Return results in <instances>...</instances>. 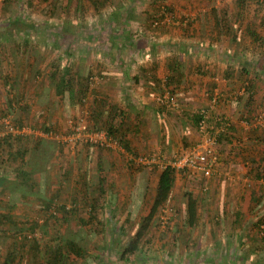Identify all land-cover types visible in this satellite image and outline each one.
Masks as SVG:
<instances>
[{
	"label": "rangeland",
	"instance_id": "374dc122",
	"mask_svg": "<svg viewBox=\"0 0 264 264\" xmlns=\"http://www.w3.org/2000/svg\"><path fill=\"white\" fill-rule=\"evenodd\" d=\"M154 1L110 0V4H106L100 11H96L86 0H0V115L6 112L11 115L14 121L22 120L26 133L31 135L26 139L31 142V146H34V144L39 145L43 141L42 146L39 145L41 154L37 151L31 153L37 156L36 160L45 164L42 167L48 168L40 173V176H33V181H35L37 188L41 190V193L43 192L44 196L56 197V204L62 203L72 206V199L75 198L82 205L84 202L82 197L84 196L88 197V200L100 197L104 201L102 207L98 208L96 213L98 219L102 223L104 222L102 225L94 221L88 224L87 227H80L76 214H71L73 217L69 218L68 221H62L63 215L59 211L56 214L59 224L54 227H51V225L42 227L46 215H37L30 210L32 207H34V210H39L37 203L40 196L32 194L35 188L31 191L26 187L25 191L31 193L29 195L31 202L25 205L17 202L19 207H13V209L8 210V213L11 214L16 223L37 217L40 226H38L39 230L34 232L36 233V240L20 242L21 240L16 238L22 236L23 232H16L14 225H8L5 228L10 235L4 246H2V251H0L1 258L5 256V251L9 249L7 247L8 243L18 244L20 242L25 247L22 250L23 257L17 262L18 264L44 263L50 247L57 243L59 236L68 234L74 238L82 237L79 241L86 248L87 255L83 259H69L67 264H206L205 261L200 262V260L210 258L214 260L212 264H219V258L223 255L225 262H229L228 264H245L241 262V255L239 256L241 252L234 249L228 248V250L216 251L195 249L190 242L191 229L184 228V201L188 191L198 200V213L201 216V223H205L203 225L206 228L207 224L217 225L219 228L232 226L230 220H233L232 215L237 209L238 212L247 210V214L251 215L258 209L263 208V200L258 205V203H255V197H232L225 192L226 190L228 192L232 190L231 192H233L238 188L236 192L241 193V175L236 180L233 178L227 180L226 176V167L230 165L231 160L229 157L232 158L241 154L239 150L241 142L239 140H232L233 144L227 143V140L222 142L217 140L216 151L221 154V157L224 156V158L218 159L223 168L220 176L217 172L212 177H205L206 179H204L203 176L197 173H186L184 175L177 173L167 202L151 224L150 244L141 247L140 250L127 255L123 259L121 258L123 244L133 237L140 226L142 217L145 216L151 204L150 202H152L158 172L165 165L170 164L175 157L192 149L193 146L183 151L181 147L185 148V146L180 145L177 139L162 141L164 146L160 145L161 152L138 154L137 157L142 156L148 159V162L142 163L137 157L127 158L122 152L124 150L118 145L107 149L83 142L80 143V141L69 143L64 139L69 135V119L74 122L79 116L85 118V111H89L90 100L87 98L83 104L76 103L72 105L67 95L60 98L50 84L49 74L51 69L54 67L62 69L66 66L82 74L87 73L89 69L97 71L101 67L104 69L102 83L106 81L107 75L111 76V74H108L109 72L115 73L112 75L114 81L122 80L121 70L123 66H120L122 64L124 67L126 65L136 66L135 62L141 60V52L143 55L144 51H149L147 48L149 43L159 46V51L162 53L157 58L162 61L164 52L175 48L167 45L165 39L168 34L173 36L171 38L177 40L182 38L177 36L180 33L183 34L185 32L184 28H187L189 36L195 37L197 35L200 39L201 37L206 39L204 35L208 31L205 22L208 18L201 17L197 25H195V22L192 26L188 23V21L191 22L194 19L195 14L193 11L197 5L205 7V4H218L220 6L221 4L228 5L231 2H236V0ZM78 3H82L84 8L81 15L77 14L76 6ZM255 3L254 0H246L241 18L236 21L232 16L234 13L228 14L226 20L235 22L233 26L229 27H231L236 39L232 37L230 32L229 34L223 32L226 36H220L219 38L216 35L213 36L214 38L217 37L215 44L218 51L227 55L224 57V61L226 60V63L229 62L230 64L226 67L230 68L235 75L233 80L228 81L231 84L241 82L236 76L240 74L242 65L247 67L245 63L250 64V67L257 65L258 68L262 67L264 69V46L259 47V45H256V48L250 42L251 49L248 48V50L244 47L248 45L244 41V37H248L245 33L247 22L244 18L247 20L251 15L252 19L261 21L264 15V7L256 13ZM112 8L117 10L115 11ZM162 9L166 11L163 13L165 14V20L156 22V15ZM256 21L255 23H257ZM194 27L195 30H193ZM257 32L258 35H264L262 24L257 27ZM211 33L214 34L213 31ZM113 39L116 41L117 46L111 49ZM187 39H191V37ZM188 43L186 49L197 51L201 57L209 52L205 49L207 48V42L202 45L198 44V46L194 44L195 42ZM251 50L259 51L255 53ZM3 56L5 60L2 59ZM189 64L193 66L195 61L190 58ZM189 64L186 65L187 68ZM11 73L18 75L14 95H18L19 98L17 104H13L14 109L9 104V97H12V93L3 83V75ZM132 73L134 71L128 69V74ZM246 79H248V76ZM257 83L259 86L261 85L259 95L256 97L260 101L257 109L260 112H257L263 116L264 72L258 76ZM95 84L96 82H92V89L97 86ZM162 88L164 90L161 92L168 90L165 87ZM103 89L107 88L103 87ZM91 90L87 93V97H92L93 91ZM123 92L118 93L120 97ZM174 92L177 95L179 108L175 110L162 106V111L166 113L165 125L169 121L173 124L188 123L192 125L191 127H194L192 120L199 108H195L191 104V100L185 99L187 95L184 90L177 89ZM234 101H236V96ZM23 105H26L24 109H22ZM216 106L209 110V115ZM218 117L223 118L226 116L218 114V116L212 118L210 115V118L214 120H211L210 125H214L212 122H215ZM247 118L248 116H241L237 119V124L241 121L244 123L242 119ZM251 122L246 125L250 126ZM216 124L218 125V123ZM261 124L255 122L254 125L256 126L252 127L256 129H249L254 134L253 140L256 141V143H252L253 145L260 142L256 138L264 133V123ZM3 125L5 127V124ZM44 125L50 127L51 132L45 133L42 129ZM186 126L189 127V125ZM186 126H184L183 131H185ZM238 127L240 128L239 124ZM257 128H261L262 131L256 132ZM0 129H3L2 125H0ZM58 143L63 145H61V150L58 148ZM258 146L264 147V144ZM229 147H232L231 150H229ZM110 154H114L116 158L125 162V165L123 164L120 169L121 171H117L118 174H123L121 177L123 179L118 183V194L116 193L115 197H112L109 192L103 194L102 189L105 188V185H101L104 182L101 184L95 183L96 185L91 182V179L99 171L100 163L102 164V161L109 159L106 155ZM5 155V153H2V156ZM127 155L129 156L128 153ZM34 157L30 156L31 159H34ZM228 161L229 163L226 165L225 163ZM233 162L241 165V155L239 159L234 158ZM128 163H130V166L126 168ZM11 171L9 168V173ZM239 173H241V170ZM127 177L134 178L131 185V189L132 187L134 189L131 194L132 197H127V190L130 189ZM13 178L14 175L9 174L5 182L8 185L17 183L14 180L12 181ZM83 178L87 179L84 180V185L82 184ZM19 195L18 192L0 193V212L8 209L5 207L4 201L12 199L17 201ZM216 215L220 216L217 220L215 219ZM244 220H246V226H253L251 222L253 219L248 221L249 218L244 219L242 217L241 227L244 225ZM23 225L26 226L24 223ZM239 229L241 232V228ZM119 230L120 232L116 233ZM11 233H15V237ZM192 233H194L193 230ZM235 238L234 236L233 240ZM34 244L40 250L37 258H34L31 254ZM200 244L201 247L205 246L204 243ZM261 264H264V258H262Z\"/></svg>",
	"mask_w": 264,
	"mask_h": 264
},
{
	"label": "crops",
	"instance_id": "0c3cea01",
	"mask_svg": "<svg viewBox=\"0 0 264 264\" xmlns=\"http://www.w3.org/2000/svg\"><path fill=\"white\" fill-rule=\"evenodd\" d=\"M232 3L233 2L229 3L228 5L221 4L220 6L218 4H205V7L203 5H195L196 7L194 6V19L191 22L188 21V23H190L192 26L195 22V25H197V22L201 17L205 16V18H208L205 22L208 33H206L205 35L203 34L204 36H206V39H204L205 37H201L200 39V37L197 35L195 37H192V35L189 36V34H187V28H184L185 32L183 34L180 33L177 36L182 37L177 40L171 38L173 36L168 34V37H166L165 41H167V45L175 48L173 50L171 49V51L166 50V52H164L162 61L157 58V56L162 53L159 51V46L154 45L153 43H149L147 45L149 51L146 52L142 50L144 51V54L142 55L141 52V60L135 62L136 66L126 65L124 67L123 64L120 66H123V69L121 70L123 74L122 80L114 81L112 75L115 73L112 74L111 72H109L108 74H111V76L107 75L105 82L99 84L97 82L96 83L99 85V87L97 88L102 90V93L106 96L107 102L109 104L116 105L124 110V113L126 115L125 121L127 122H125L124 125V139L128 142L129 146L135 153H159L161 152L160 145L164 146L162 144V141H170L172 139H177L180 145L185 146V148L181 147V149L185 151L187 149H190L191 146H196V144L200 141L199 132L197 131L195 126L191 127L192 125L188 123L173 124L167 121V125H165L166 113L162 111L163 107H161V105H159L156 100V94L158 93L157 90L164 85L166 76L169 74L167 65L173 56L178 55L182 60L183 66H181V70L184 74V78L181 81L180 85L176 87V90H184L185 94L187 95L185 99L191 100V104L195 108L207 105L212 97L214 95H217L218 103L212 111V118L218 116V114L226 116V118L230 122V127L229 130H225L223 132H227V136H230L231 140H239L241 142V148L239 147L241 154L236 157H229L231 160L227 158L228 160H230V165L226 167L227 180H231V178L236 180L241 175V193L239 191L236 192L238 188H236V190L233 192H231L232 190L230 192L226 190L225 192L227 193V195L229 194L232 197H264V147L258 146H261V144L263 145L264 141H260L258 144H252L256 143V141L253 140L254 134L249 131V129H256L252 127L256 126L253 123H251L250 126H247L246 123L244 124L241 121V123L238 122L240 128L238 127L237 119H239L241 116L250 117L252 116L250 115L252 113L248 111L246 112V110L241 105L237 104L236 101H234L235 96L236 98L238 96H243L241 94H238L240 89L242 88V86H240V84L242 85V83L231 84L230 82H228L231 80L225 79L224 72L228 70L226 65H229L230 63H226V60L224 61V57H226L227 55H225V53L223 52L220 53L215 44L217 37L219 38L220 36H226V33L223 31L225 20H223V18L221 17L223 11L227 12V16L225 18H227L228 14L230 13H234L233 15H236L238 12L239 8L237 2L233 4ZM214 13H216V17ZM251 19V15H249L247 20L246 18H244L245 22L247 23L256 21L254 18L252 19L253 21ZM258 21L259 19L256 21V24L260 22ZM234 23L230 20H226V25L233 26ZM258 26H260V24H258L257 27ZM195 29L196 28L194 27L193 30ZM211 31H213L214 34H212ZM223 32L225 34H223ZM215 35L217 37L214 38L213 36ZM189 37H191V39H187ZM244 38V41L248 43V45H245L244 47L247 49H251V45H249L251 42L250 39L247 40L248 37ZM188 42H195L194 44H196V46H198V44L202 45L207 42V48L205 49H207L209 52H207L205 56L201 57L200 55H198L199 53H197V51L194 52L186 49L189 44ZM251 44H253L252 46L254 47L256 46L254 42H251ZM251 51L256 53V51L258 52L259 50ZM190 58L195 61V64L193 66L192 64H189ZM2 59L5 60L4 56L2 57ZM187 64H189L188 68L186 67ZM245 64L249 65L248 63ZM261 68L262 67L258 68L257 65L254 69L253 67H250L249 69L251 70H249L248 78L251 79L253 75L256 76L255 71L263 73L264 71L262 70L264 69ZM128 69L133 70L134 73L129 75ZM99 70H102L103 72L104 69L99 67ZM110 78L112 79V81ZM103 87H106L107 89H103ZM260 87L261 85L259 86L258 83H256L255 87L253 88L255 98L257 97V95H259ZM120 91H124L121 97L118 94L120 93ZM259 102V99H257L256 103L259 104ZM212 118H210V122L211 120L214 121ZM186 125H189V127L187 128ZM184 126H186L185 131H183ZM259 131H262L261 128H257L256 132ZM260 136L264 138V133L260 134ZM122 152L127 158L132 159V156L128 151L124 150ZM127 153L129 154V156L127 155ZM240 155L242 161L241 165L233 162V159H239ZM106 156L109 159H106L105 161L101 160L103 165L100 163V166L98 167L99 171L97 170L98 173L94 176L93 179H91V182L94 184H98L100 183V180H105L103 181L104 184L101 185H105V188L103 187V190L105 189V193L109 192L112 197H115V194H118V183L123 179L121 178L123 174L120 175L117 173V171H121L120 169L123 164L125 165V162H122L119 158H116L114 154ZM217 156L218 159L224 158V156L222 155L221 157V154L219 153H217ZM227 163H229V161L225 164L228 165ZM221 165L222 164H219L218 162L215 167V174L218 172L219 176L223 171ZM127 166H130V163L126 165V168ZM257 166L258 176L254 174V170H256ZM47 168L42 171H36L34 173V176L44 172L45 170H47ZM240 170L241 173H239ZM160 171L158 172V175ZM5 176L6 175L0 173V177H2L4 181ZM127 178V182H129L130 186V189L127 190V197H132L131 194L133 193L134 189L133 187L131 189V185L134 182V178ZM204 179L206 178L204 177ZM84 180L87 179L83 178V185ZM246 211L247 210L241 211V214H243L242 217L244 219L249 218L248 221L253 219L251 220V222L255 226L260 225L259 222L261 221L264 222V206L251 215L247 214ZM236 212H238V209ZM236 212L233 213V218L236 216ZM219 217V215H216L215 219L217 220ZM198 218L199 220H197V225L190 228V242L194 245L195 249H234L241 252L240 259L242 263L261 264L262 258H264V238H262L256 227H250L249 225L246 226V220H244V225L242 227L240 225H238L237 227L232 225L230 227L219 228L217 227V225L215 226L207 224L206 228L203 225L205 223H201L202 220L199 213ZM230 223H232L231 220ZM239 228H241V232L239 231ZM192 230L194 231V233H192ZM231 233L233 235H231ZM234 236L236 237L235 240H233ZM200 243H204L205 246L201 247ZM219 259V264L229 263L228 261L225 262L224 255ZM202 261H205L206 264H212L214 260L210 258L200 260V262Z\"/></svg>",
	"mask_w": 264,
	"mask_h": 264
},
{
	"label": "trees",
	"instance_id": "16d2710c",
	"mask_svg": "<svg viewBox=\"0 0 264 264\" xmlns=\"http://www.w3.org/2000/svg\"><path fill=\"white\" fill-rule=\"evenodd\" d=\"M89 2V4L92 6V8L96 11H100L101 8H103L106 4H110V0H86ZM256 1V13L259 9L264 7V1L262 0H254ZM156 2V0L154 1ZM238 4V12L236 15H232L234 20L241 18V12L243 10V6L245 5L246 0H236ZM113 10L115 8H112ZM77 14L81 15L84 11L82 3H78L76 6ZM117 9H115L116 11ZM164 9L159 10V13L156 15V22H161L165 20V14ZM166 12V11H165ZM150 14V13H149ZM152 16V14H150ZM215 17L217 16L216 13H214ZM226 12L223 11L222 18L225 20V26L223 25V31L226 34L231 33L232 37L236 39V36L234 35L233 31L231 30V27L229 25H226ZM153 17V16H152ZM222 20V19H221ZM262 26H264V15L261 18L260 23ZM245 33L247 34L248 38L251 42H254L256 45L264 46V35H258L257 32V25L255 21L251 23L246 24ZM116 41L114 39L111 41V49H114L116 47ZM133 47V46H132ZM169 74L166 76V81L162 87H165V89H168L171 92H174L176 90V87L180 85L181 81L184 78V74L181 70L182 60L179 58L178 55L173 56L170 60V62L167 65ZM252 67V66H251ZM250 64L247 65V67L242 66L240 70V74L236 77L241 81L242 87L245 88V92L242 94L243 96H238L236 98V103L241 105L246 112H250L252 116L248 117L245 120L246 123H254V120L261 116L262 114L257 112L259 108V104L256 103V98L254 94V87L257 83L258 76L260 73L258 71H255V75L253 79H246L249 73ZM255 67H253L254 69ZM263 69V68H261ZM263 71V70H262ZM261 72V70H260ZM18 76V75H17ZM17 76L13 73L3 75V83L8 88V90L12 93V97L10 99V105L12 109L13 104H17V99L19 98L18 95H14L15 86L17 85ZM225 79L233 80L235 77L234 73L231 71L230 68L224 72ZM50 84L55 89V93L58 94L60 98L67 95L68 99L71 101L72 105H75L76 103L83 104L87 98L90 100L89 104V111H85V121L89 125L90 128H92L95 131H105L107 136L111 137L113 140L117 142V145L123 148V150L128 151L132 158H136L138 156L137 153H135L132 148L129 146L128 142L124 139V123H125V113L124 110H122L120 107L116 105H111L107 102L106 96L102 93V90L98 89L99 83H102L101 80L104 78V74L102 73V70L99 69L97 71H93L92 69H89L87 73H79L77 70H74L72 68H68L64 66L62 69H57L54 67L51 69L50 74ZM92 82H97L95 85V89H92ZM158 89L157 91L160 93L163 88ZM92 89V90H91ZM93 91L91 94V98L87 97V93L89 91ZM257 105V106H256ZM26 105L22 106V109H24ZM162 107V106H161ZM210 112V111H209ZM258 114H257V113ZM264 113V112H262ZM212 115V112L211 114ZM7 118L9 123L5 124L3 122V119ZM11 118V119H10ZM201 116L196 113L193 118V123L197 129V124L200 120ZM0 125H2L3 129H0V173L6 175L5 180L8 177L9 174H13L14 183L12 185H8L2 177H0V193L7 194L18 192L20 195L18 196V200L15 201L14 199L4 201L6 204L7 211L0 212V251H2V246H4L5 241L8 239L10 233L7 232L6 228L8 225H14L16 232H20L23 234L22 236H18L16 239L21 240L20 242L24 243L25 240H36V236L34 233L38 229V219L37 217L35 219H31L24 222L16 223L13 219L10 213H8V210L13 209V207H19V203L25 205L29 204L31 202V198L29 195L31 194L30 191H25L26 187H28V190H33L35 188V191L33 190L32 194L38 197V208L39 210H34V207H32L30 210L33 211L37 215H46L44 216V223L42 227L49 226L51 227L56 226L58 223L57 219V212L61 211L63 217L61 218L62 221H68L69 218L73 217L71 214H76L77 222L79 226L87 227L88 224L93 223L94 221H97L100 225L104 224L102 223L96 213L98 211V208L102 207L103 200L102 198H90L88 200V197H82L84 200L83 204H79V201L77 199H72V206H67L65 204H56V197H47L44 196L43 192L41 193V190L37 188V185L35 181H33V176L36 171H42L46 167H42L45 164L40 163V161L36 160L37 158L34 153L31 152L37 151V153H40V147L42 146V142L39 144H34V146H31V142L27 141V137L31 136L28 135V133H20L19 131L22 127H25L24 124H22L21 121H14L10 114L3 112L2 115H0ZM210 122V120H209ZM5 124V127L4 125ZM264 126V125H263ZM230 125L226 128V130H229ZM6 128V129H5ZM43 131L45 133L51 132L50 127H47V125H44L42 127ZM69 132V131H68ZM227 132L220 133L217 140L219 142H222L223 140H227V143H232V140L230 139V136H227ZM257 140L264 141V138L257 137ZM87 144V143H85ZM61 145L58 143V148L61 150ZM63 146V145H62ZM233 146V145H231ZM39 147V148H38ZM100 148H108V146H101ZM232 147H229V150H231ZM2 153H5V156H2ZM32 154V155H30ZM41 154V153H40ZM30 156H35L34 159H31ZM264 160V159H263ZM9 168L12 170L9 173ZM176 171L169 165H165L157 178L154 195L152 198V202L148 208V210L145 213V216L142 217L140 226L138 227L137 231L131 237V239L123 244L122 252H121V258H126L129 254H134L138 250H140L141 247H145L147 244H150V238H151V232L150 227L154 220V218L157 216L160 209L164 206V204L167 202L169 195L172 191V187L175 181L176 177ZM254 174L258 176V166L256 170H254ZM204 177V176H203ZM101 179V178H100ZM8 182V181H7ZM103 183V180L99 181ZM102 189V188H101ZM103 194L105 193L102 189ZM102 194V195H103ZM42 196V197H41ZM264 197H255V203H258V205L261 204ZM19 202V203H17ZM33 205V203H32ZM257 205V206H258ZM31 206V205H30ZM35 206V205H34ZM198 207L199 203L198 200L193 197L191 192H187L185 196L184 201V228H192L197 225L198 220ZM253 212V211H252ZM87 214V215H86ZM243 214L241 212H236V216L232 220L233 226L241 225V219ZM258 222V220H257ZM23 223L26 225L24 226ZM16 224V225H15ZM23 226H19V225ZM260 225L255 226L252 224V227H256L257 231L261 234L262 238H264V222H259ZM19 226V228H17ZM24 228V229H23ZM27 229V230H26ZM120 232L119 231H116ZM151 233V234H150ZM13 237H15V233H11ZM149 234V235H148ZM231 235H233L231 233ZM82 237L74 238L72 236H69L68 234H62L59 236L57 243L50 247L49 253H47V259L46 262H40L39 264H67L69 259H83L87 255L86 248L81 244ZM15 244L13 242L8 243L7 249L5 251V256L1 258L0 256V264H18L17 262L23 257L22 253L24 250L23 245ZM10 244V245H9ZM23 246V247H22ZM33 250L31 251V254L34 258H37L38 253L40 250L38 249V246L34 244V247H32ZM216 251V249H215ZM241 254H239L240 256ZM73 257V258H71ZM233 263V262H232ZM38 264V263H36Z\"/></svg>",
	"mask_w": 264,
	"mask_h": 264
},
{
	"label": "built area",
	"instance_id": "2783aa9c",
	"mask_svg": "<svg viewBox=\"0 0 264 264\" xmlns=\"http://www.w3.org/2000/svg\"><path fill=\"white\" fill-rule=\"evenodd\" d=\"M245 88L242 87L238 94H243ZM156 100L161 106H166L170 109L178 110L177 95L174 92L165 90L156 95ZM218 96L214 95L207 105L199 107L197 113L201 116L197 130L200 135V141L190 150L175 157L169 164L176 173H197L204 177H212L216 172V165L218 163V156L216 151L217 138L220 133L226 130L230 125V122L226 117H218L214 122V125H210L209 110L216 105ZM5 124L9 121L7 118L3 119ZM264 123V115L259 116L254 120V123ZM218 123V125L216 124ZM244 123H246L244 121ZM247 124V123H246ZM216 125V126H215ZM20 133H26L25 127H22ZM69 135L64 137L65 140L70 142L80 141L93 146L112 147L117 145V142L111 137L107 136L105 131H95L89 127L84 117L79 116L74 122L69 119ZM139 161L148 162L145 157L139 156Z\"/></svg>",
	"mask_w": 264,
	"mask_h": 264
}]
</instances>
